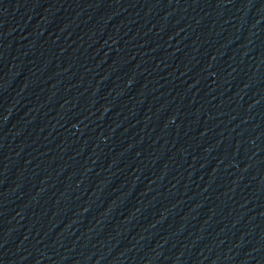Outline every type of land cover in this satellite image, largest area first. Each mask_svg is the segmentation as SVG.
I'll use <instances>...</instances> for the list:
<instances>
[{"label":"water","instance_id":"obj_1","mask_svg":"<svg viewBox=\"0 0 264 264\" xmlns=\"http://www.w3.org/2000/svg\"><path fill=\"white\" fill-rule=\"evenodd\" d=\"M138 264H264V0H153Z\"/></svg>","mask_w":264,"mask_h":264}]
</instances>
